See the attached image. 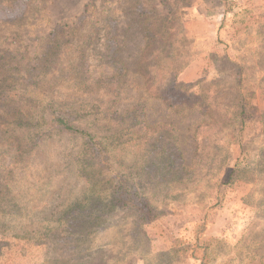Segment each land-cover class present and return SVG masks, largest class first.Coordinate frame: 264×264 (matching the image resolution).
<instances>
[{
	"label": "rangeland",
	"instance_id": "rangeland-1",
	"mask_svg": "<svg viewBox=\"0 0 264 264\" xmlns=\"http://www.w3.org/2000/svg\"><path fill=\"white\" fill-rule=\"evenodd\" d=\"M142 11L174 15L177 57L155 83L166 89L174 75L184 89L166 95L193 107L147 90ZM103 17L115 25L114 48L105 24L95 27ZM52 47L39 88L55 116L73 113L93 140L43 124L41 134L17 129L23 145L35 140L27 152L0 150V264H264V0H0L5 72L27 80L23 66ZM117 58L129 70L118 109L145 103L148 123L175 127L177 178L152 176L163 155L149 148L151 174L140 179L135 140L115 138L118 127L99 114L111 89L93 86L114 87ZM122 181H140L139 202L123 193L117 204Z\"/></svg>",
	"mask_w": 264,
	"mask_h": 264
},
{
	"label": "trees",
	"instance_id": "trees-1",
	"mask_svg": "<svg viewBox=\"0 0 264 264\" xmlns=\"http://www.w3.org/2000/svg\"><path fill=\"white\" fill-rule=\"evenodd\" d=\"M167 1V0H165ZM169 1V0H168ZM163 2V0H162ZM89 12L94 11V6H92ZM139 16L143 17V32L145 45L141 50V59L139 70L142 74L147 90H153L155 92V97L158 99H164L165 101H170V107L175 108L182 107H193L192 102L187 100L183 101H173L168 96L169 94L179 93L184 89L183 85H180L176 82L174 75L168 80L166 89L158 86L155 83L159 74H167L166 69L162 68L163 65H167L172 59L177 57L175 43L177 42V30L174 29L172 21L174 20V15L168 13L166 16L159 17L158 14H153L152 11H142ZM95 27H98L99 24L104 25L108 30V38H110L111 47H116L117 37L113 31L115 25H113L112 20L109 17H103L101 19H96ZM60 44L56 45L55 48H58ZM52 47L46 57H44L41 62L27 63L23 68H26L27 80H24L22 77H17L14 73L4 71L5 65L0 59V150L4 149V152H10L12 154H23L29 150V146L35 145L34 139L27 145H23L21 138L16 134L17 129L25 130H34L37 134H41L43 131L39 130V127L43 124L49 125L54 123V125L62 128L67 132H71L77 135L86 136L91 141L93 140L92 135L88 132L81 130L77 127H74L71 122L76 121L71 119L74 114L67 113L63 116H55L53 110V102L47 101L45 98L44 87L39 88V84H44L45 69L48 67L50 57L58 55L57 51ZM117 50H113L112 54H117ZM79 62H81L86 53L80 52ZM5 54V53H4ZM116 65V75L112 87L110 79H99L95 81V86L102 87L106 86L105 89H111L110 99L105 102L104 106H101L103 100H99V103L96 105L100 111V115L104 116L106 120L116 124L118 127L117 132L114 134V137L119 140L124 137H128L129 144H132L131 138L135 140V148L139 150V153L142 155L138 157L137 161L134 162L133 167L135 170H138V177L143 180V176L149 178L150 174V163L147 161V156L151 151L149 150H159L163 158L160 161L153 163L158 165L157 168H151L152 176L156 179H170L177 178L178 175H175V161H176V151L179 149V135L176 132V129L173 125L167 123H158L151 125L147 122L145 117V103H139L137 107L132 110L121 112L118 109L120 103V93L122 86L125 85V77L128 74V68L124 61L117 58L114 62ZM11 74H10V73ZM165 79V78H164ZM26 81V83H25ZM86 80L81 82L86 84ZM24 87H20V85ZM34 87L35 90H29V88ZM39 88V89H38ZM80 88H84L80 86ZM168 94V95H166ZM50 102V103H48ZM240 115L242 116L246 109L242 101L240 102ZM104 108V109H103ZM208 106H205L203 109L206 112ZM208 122V121H206ZM210 126L205 124V128ZM41 137H39L40 139ZM150 141H152L151 144ZM150 145L148 147L147 143ZM165 163L166 166L161 168V164ZM10 166V165H9ZM8 166V168H9ZM169 171L167 172L166 170ZM158 182L157 184H159ZM140 184V181H135L133 185H129L126 181L121 182V186L117 189V204L121 203V195H133L134 200L138 201L139 194L137 193L135 187ZM116 193V191H115ZM140 200V199H139ZM139 202V201H138ZM141 203V202H140ZM117 204L112 203L110 210L117 207ZM127 204L124 203L122 207H126ZM100 222H102V217H98ZM137 223V222H136ZM135 223L134 236L142 241H147L146 235L143 232V225ZM100 224V223H99ZM142 237V238H141ZM91 252V253H89ZM86 253H89L86 257H93L92 249L88 248Z\"/></svg>",
	"mask_w": 264,
	"mask_h": 264
}]
</instances>
